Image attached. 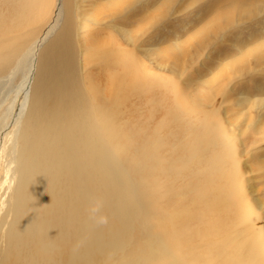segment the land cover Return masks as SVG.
Segmentation results:
<instances>
[{"label":"rangeland","instance_id":"obj_1","mask_svg":"<svg viewBox=\"0 0 264 264\" xmlns=\"http://www.w3.org/2000/svg\"><path fill=\"white\" fill-rule=\"evenodd\" d=\"M21 1L25 12L15 14L12 9V18L7 10L4 16L9 20L0 21V26L17 30L11 37L0 34V53L5 52L9 62L19 60L21 50L54 10V0ZM115 1L73 0L78 3L74 27L81 42L92 30L88 39L99 38L96 41L101 40L104 50L112 49L109 43L114 40L119 55L112 49L97 61L88 60L86 68L78 44L74 47L78 56L67 55L64 66L68 69L79 58L73 66L80 65L79 74L92 79H105L113 70L133 77L124 81L129 97L118 117L125 120V131H132L140 142L132 152L137 162L129 165L144 204L140 224L148 231L139 232L138 250L131 253L134 258L117 257L113 264H264V0H251L239 8L231 0H139L120 11L110 8L95 20L93 13L102 4ZM3 8L0 5L1 12ZM41 52L26 94L14 89L28 61L13 79L12 92L1 93L0 129L8 124L17 133L16 145L35 93L39 95L35 89L45 63ZM111 58L120 59L121 65L125 61L126 69H105L102 64ZM59 61L53 59L51 73L59 72ZM130 85H134L131 94ZM22 105L27 111L14 128ZM174 129L181 133L179 140L192 144L180 151L184 155L165 144L146 152L153 135L158 138ZM8 137L9 145L12 132ZM150 233L154 250L149 242H142L147 235L150 239Z\"/></svg>","mask_w":264,"mask_h":264},{"label":"bare ground","instance_id":"obj_2","mask_svg":"<svg viewBox=\"0 0 264 264\" xmlns=\"http://www.w3.org/2000/svg\"><path fill=\"white\" fill-rule=\"evenodd\" d=\"M65 1L64 4V0H54V10L49 19L21 50L19 60L9 62L7 54L0 53V98L3 90L6 92L2 96L12 92L13 79L28 61L29 64L24 67L25 72H22L23 78L14 89L17 93L26 94L34 76L37 52L42 51L45 59L44 65H41L40 82L35 89L39 95L36 96L35 93L22 136L19 133L17 137L18 145L15 144L17 133L8 124L3 130L0 129V258L3 264H113L117 257L129 256L131 259V253L138 250L136 246L139 232L148 231V226L140 224L144 204L129 165V162H137L132 152L140 142L137 141L138 138H134L132 131V135L127 132L129 130L125 131V120L118 117L120 107L129 97L128 85L124 81L127 77L130 79L132 73L121 75L122 73L118 74L117 70H113L108 76L105 75V79L98 77L95 80L79 74L80 65L73 66L79 58H74L68 69H64L66 56L76 52L74 47L77 49L78 44L82 61L86 65L89 64L88 60L90 63L92 60L97 61L112 49L119 53L118 46L113 44L114 40L109 43L113 48L104 50L101 40L96 41L99 38L95 39L96 42L91 41L94 37L88 39L92 30L85 33V38L81 34L83 40L79 41L74 27L78 3L74 4L73 0ZM137 1L139 0H116L114 3L102 4L103 8L93 15L97 20V15L100 17V14L110 8L120 11L122 7L129 8ZM231 1L239 8L251 0ZM0 5H4L2 12L0 11L2 22L9 20L7 15L4 16L7 10H10L12 18V9L15 14L26 11V5L21 0H0ZM61 21L63 23L58 28ZM16 31V26L2 27L0 34L11 37ZM53 33L56 36L45 46L46 40ZM75 54L77 57L78 53ZM93 55L97 57L91 58ZM109 56L111 55L108 58ZM55 58L62 61L57 63L60 70L51 73ZM119 60L111 58L102 65L105 69L121 66L118 70L120 72L126 69V63L124 61L121 65ZM44 75L48 78H44ZM133 86L130 85V94ZM22 108L23 105L11 125H16L14 128L19 127L18 118L25 116L27 110L22 111ZM11 132L13 138L11 137L8 145ZM179 134L181 135L174 129L167 135L160 134L158 138L153 135L147 142L146 152L156 145L159 147V144H165L173 153L182 155L180 151L191 143L179 140ZM191 154L189 156L195 155L193 151ZM95 205H99V211L96 218H93L90 209ZM101 216L106 218L105 223L99 222ZM161 221L160 223L165 224L164 220ZM206 232L209 233L208 228ZM153 241L151 233L150 239L148 235L142 239V242H149L152 249ZM151 256H155L154 251ZM127 260L129 259L125 262Z\"/></svg>","mask_w":264,"mask_h":264},{"label":"clouds","instance_id":"obj_3","mask_svg":"<svg viewBox=\"0 0 264 264\" xmlns=\"http://www.w3.org/2000/svg\"><path fill=\"white\" fill-rule=\"evenodd\" d=\"M99 211V205H95L90 209V213L92 214L93 218H96V213ZM99 222L100 223H105L106 222V218L105 217H100L99 218Z\"/></svg>","mask_w":264,"mask_h":264}]
</instances>
